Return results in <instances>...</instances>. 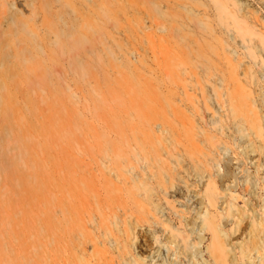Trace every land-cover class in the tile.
Returning a JSON list of instances; mask_svg holds the SVG:
<instances>
[{
	"label": "bare ground",
	"instance_id": "obj_1",
	"mask_svg": "<svg viewBox=\"0 0 264 264\" xmlns=\"http://www.w3.org/2000/svg\"><path fill=\"white\" fill-rule=\"evenodd\" d=\"M166 8L171 19L156 21L155 34L176 66H201L184 81L173 68L168 80L157 59L138 100L94 103L91 163H44L43 264H264V41L239 34L238 65L214 61L213 38L234 37L226 6L216 9L220 22L183 19L172 1ZM135 22L138 0H0V136L50 67L104 68L110 36L135 40L126 24ZM75 75L66 78L85 76ZM251 169L262 193L252 189L255 203L240 207L234 190Z\"/></svg>",
	"mask_w": 264,
	"mask_h": 264
},
{
	"label": "rangeland",
	"instance_id": "obj_2",
	"mask_svg": "<svg viewBox=\"0 0 264 264\" xmlns=\"http://www.w3.org/2000/svg\"><path fill=\"white\" fill-rule=\"evenodd\" d=\"M167 1L178 5L186 20L201 18L220 22L222 12L215 18L216 9L222 6L224 10L226 6L225 21L230 23L234 37L224 44L213 38L214 44H211L217 54L214 61L221 55L234 66L238 65L246 52L238 44L239 34L264 41V5L258 0H242L246 12H240L226 0H138V22L126 23L135 25L137 37L132 40L127 35L110 36V43L114 45H110L107 67L86 69L82 73L56 65L50 67L47 73L52 77L44 79L40 87L31 86L26 99L20 98L23 109L12 118L13 132L0 136V264H43L44 163H91L88 132L96 101L138 100V86L146 83L148 70L159 65L157 59L163 61L168 80L173 68L186 71L183 77L179 73L184 81L201 66L189 60L182 67L176 66L174 48L155 34L156 21L171 19L166 13ZM157 3H161L164 13L159 12ZM182 30L186 37L194 34L193 28L190 34L187 27ZM76 73L79 77L85 74L86 79L78 80ZM73 75L78 81L66 78ZM250 168L249 164L244 165L248 173ZM251 171L252 178L240 181L234 190L240 207L246 202L255 203L250 196L252 189L262 193L259 173Z\"/></svg>",
	"mask_w": 264,
	"mask_h": 264
}]
</instances>
